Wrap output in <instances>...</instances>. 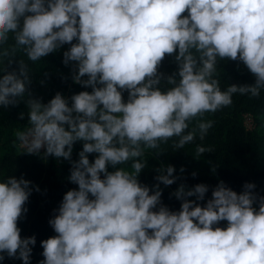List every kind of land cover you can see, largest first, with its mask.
Masks as SVG:
<instances>
[{"label": "clouds", "instance_id": "clouds-1", "mask_svg": "<svg viewBox=\"0 0 264 264\" xmlns=\"http://www.w3.org/2000/svg\"><path fill=\"white\" fill-rule=\"evenodd\" d=\"M65 45L64 65L71 62L73 81L91 92H57L43 103L29 91L27 61ZM166 56L177 64L171 75L159 71ZM221 60L241 62L255 82L222 90ZM261 90L264 0H0V107L27 96L28 124L16 140L29 155L68 160L78 186L54 209L48 223L56 235L40 242L39 264H264V196L254 183L237 193L221 180L203 204L209 185L180 184L173 211L160 187L179 179L173 165L155 168L151 187L139 180L147 150L160 156L169 140L183 149L197 132L203 141L214 122L198 118L230 106L234 94ZM213 151L195 149L196 156ZM31 183L0 178V262L31 264L36 237L18 227Z\"/></svg>", "mask_w": 264, "mask_h": 264}, {"label": "trees", "instance_id": "trees-1", "mask_svg": "<svg viewBox=\"0 0 264 264\" xmlns=\"http://www.w3.org/2000/svg\"><path fill=\"white\" fill-rule=\"evenodd\" d=\"M69 45L63 46L55 53L49 54L41 60L29 65L31 84L29 91L33 98L40 99L47 103L57 92L62 93L66 98L81 91L91 92V88H84L72 79V63L65 66L63 63V52ZM23 58L22 54L17 59ZM17 68L13 63L9 70ZM177 70L174 56H166L159 69L166 75H171ZM86 78V77H85ZM220 86L226 89L231 84H253L255 78L241 62L221 60L218 62V76ZM162 85L166 86L162 81ZM127 100V92L123 93ZM27 96L17 106L7 108L0 107V178L15 176L19 179L31 181L30 187L33 191L25 207L28 209L18 227L21 229V236H35L36 244L33 246L31 264H39L43 259V249L40 242L56 235L48 221L53 217L54 209H58L64 194L78 186L68 179L71 163L63 158L45 156L43 150L39 154L29 155L26 149L22 148L16 140L15 133L26 129L28 124ZM24 113V119H20V113ZM247 117L252 120V125L246 124ZM203 120H212L213 127L203 141L199 139V133L193 143L185 145L183 149L176 150L169 140L162 144L164 154L153 156V150H147L144 159L148 166L142 170L139 180L149 187L157 183L154 177L157 175L154 170L161 164H171L175 167L174 175L179 179L171 186L160 187L163 189L162 203L170 210L178 211L181 201L177 200L172 193L180 184L193 187L196 184L204 183L209 185L207 199L211 198V189L221 180L232 190L240 193L245 183H254V191L264 196V90H261L259 97L234 94L232 104L224 107L215 113H205ZM194 120L189 125V130L195 126ZM197 145L206 148L211 147L213 152H206L196 156ZM82 150V142H76L73 146L72 160H78V153ZM96 154H89L90 161ZM126 170L131 171L129 166ZM184 168V173L180 172ZM215 167V172L212 171ZM111 171L112 169L109 168ZM196 173L195 176L192 173ZM39 188V191L36 188ZM189 199H195L190 197ZM258 207V203L254 205ZM227 222H221V227H226ZM0 264H22V261L14 258H5Z\"/></svg>", "mask_w": 264, "mask_h": 264}, {"label": "rangeland", "instance_id": "rangeland-1", "mask_svg": "<svg viewBox=\"0 0 264 264\" xmlns=\"http://www.w3.org/2000/svg\"><path fill=\"white\" fill-rule=\"evenodd\" d=\"M246 124H247L248 126H251V125H252V120H251L250 117H247V119H246Z\"/></svg>", "mask_w": 264, "mask_h": 264}]
</instances>
